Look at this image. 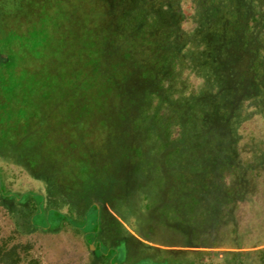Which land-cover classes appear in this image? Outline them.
Returning a JSON list of instances; mask_svg holds the SVG:
<instances>
[{"label":"rangeland","instance_id":"374dc122","mask_svg":"<svg viewBox=\"0 0 264 264\" xmlns=\"http://www.w3.org/2000/svg\"><path fill=\"white\" fill-rule=\"evenodd\" d=\"M262 248L264 0H0V264Z\"/></svg>","mask_w":264,"mask_h":264},{"label":"trees","instance_id":"16d2710c","mask_svg":"<svg viewBox=\"0 0 264 264\" xmlns=\"http://www.w3.org/2000/svg\"><path fill=\"white\" fill-rule=\"evenodd\" d=\"M107 40H105V42H106ZM104 42V43H105ZM106 44H104V46H102L101 48H98V50H100L101 52L103 51L104 53L107 51V49H106V46H105ZM104 53H102L101 54V60H99L97 63H95V65L93 66V71H94V73L95 74H99V75H102L101 73V71H100V68H99V65L101 64V62L103 61V54ZM104 80L106 81V82H104L105 83V85L107 84V86H108V81H107V78H105L104 77ZM260 252V258L262 259V264H264V248H262V249H260L259 250Z\"/></svg>","mask_w":264,"mask_h":264}]
</instances>
